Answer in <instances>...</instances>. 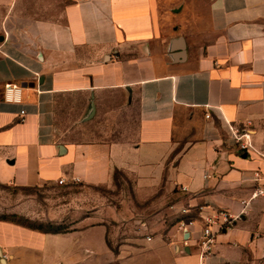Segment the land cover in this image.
Here are the masks:
<instances>
[{
  "label": "crops",
  "instance_id": "0c3cea01",
  "mask_svg": "<svg viewBox=\"0 0 264 264\" xmlns=\"http://www.w3.org/2000/svg\"><path fill=\"white\" fill-rule=\"evenodd\" d=\"M0 38V185L116 191L63 233L0 220V264H200L203 217L204 264H264V0H0Z\"/></svg>",
  "mask_w": 264,
  "mask_h": 264
},
{
  "label": "rangeland",
  "instance_id": "374dc122",
  "mask_svg": "<svg viewBox=\"0 0 264 264\" xmlns=\"http://www.w3.org/2000/svg\"><path fill=\"white\" fill-rule=\"evenodd\" d=\"M68 103L77 105L78 100L70 99ZM76 114L75 110L69 111L68 121L77 119L78 116ZM66 126L71 127L72 124L69 123ZM83 133L80 131L71 133V139L80 141L90 135L88 132L83 131ZM116 181L121 182L118 175L116 176ZM114 193L116 191L111 193V191L104 188L85 189L78 186L66 188L60 185H47L30 189L0 185V218L15 220L28 226H42L44 228L47 225L46 223H52L44 220L47 217V212L54 211L56 218L62 217L63 219L62 221L54 222L56 224L55 227L61 231H68L73 225L74 219L78 217L77 212L80 207L86 208L79 212L91 209V207L99 204V198L108 197L111 199ZM29 199H33V201L29 202Z\"/></svg>",
  "mask_w": 264,
  "mask_h": 264
},
{
  "label": "built area",
  "instance_id": "2783aa9c",
  "mask_svg": "<svg viewBox=\"0 0 264 264\" xmlns=\"http://www.w3.org/2000/svg\"><path fill=\"white\" fill-rule=\"evenodd\" d=\"M21 98V88L19 86L13 85V84H7L3 87V100L7 102H13V103H19ZM23 114V112H21ZM229 132L231 137L233 138L236 145H238L239 149L241 151H249L251 149V143H250V135L246 130H239L234 129L233 127H229ZM63 180H59L58 184L62 185ZM264 190H256L252 195L250 196V199H255L258 195L262 194ZM244 207L247 205L246 203L242 202ZM185 213V211H182ZM223 225L225 227H229L232 224L233 219L230 218L228 215L223 214ZM203 225L201 226V229L199 230V235L197 239L198 243V249H199V263L204 264V262L212 255V247L215 242L216 233L212 231V224L215 222L208 218L203 217ZM194 222L189 220L187 222L181 223L179 225V230L183 232H187L188 229L193 227ZM223 225L220 229H222ZM219 229V230H220Z\"/></svg>",
  "mask_w": 264,
  "mask_h": 264
},
{
  "label": "trees",
  "instance_id": "16d2710c",
  "mask_svg": "<svg viewBox=\"0 0 264 264\" xmlns=\"http://www.w3.org/2000/svg\"><path fill=\"white\" fill-rule=\"evenodd\" d=\"M118 174L115 173L114 174V181H116V176ZM0 220H3V221H10V222H13V223H16V224H19L21 226H25V227H28V228H31V229H36V230H39L41 232H44V233H52V234H58V233H63V232H66V231H61V230H58L56 226V224L54 223H46L47 225L44 226V228L42 226H37V227H34V226H28V225H24L22 223H19L15 220H8V219H1Z\"/></svg>",
  "mask_w": 264,
  "mask_h": 264
},
{
  "label": "water",
  "instance_id": "95a60500",
  "mask_svg": "<svg viewBox=\"0 0 264 264\" xmlns=\"http://www.w3.org/2000/svg\"><path fill=\"white\" fill-rule=\"evenodd\" d=\"M0 41H2V38H0ZM26 86V85H25ZM31 87H32V85H31Z\"/></svg>",
  "mask_w": 264,
  "mask_h": 264
}]
</instances>
